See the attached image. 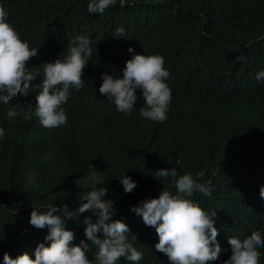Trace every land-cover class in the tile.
I'll return each mask as SVG.
<instances>
[{
  "label": "trees",
  "instance_id": "trees-1",
  "mask_svg": "<svg viewBox=\"0 0 264 264\" xmlns=\"http://www.w3.org/2000/svg\"><path fill=\"white\" fill-rule=\"evenodd\" d=\"M89 2L0 0L20 38L38 48L29 69L64 61L69 47L77 46L75 36L88 38L92 49L84 87L71 89L63 105L65 125L45 128L34 114L42 68L29 95L0 102V127L6 131L0 139V264L4 253L14 259L27 251L34 259L40 243L49 246L48 230L30 224L33 210L44 213L49 206L68 204L75 211L81 203L77 194L93 188L108 189L105 199L113 202V219L127 223L128 242L144 254L139 264H170L155 249V228L130 210L159 198L164 189L176 194L171 178H153L164 168H175L178 176L207 170L200 182L211 188V197L196 192L191 199L209 214L216 212L223 251L213 264H222L232 254L229 237L243 240L257 230L264 235L259 195L264 186V80L255 79L264 71V0H125L124 5L117 0L102 15L89 14ZM121 26L124 35L114 36ZM135 54L164 57L172 101L163 123L139 115V90L131 115L119 113L99 92L103 74L122 76ZM11 107L25 111L10 120ZM123 175L137 183L132 193H125ZM88 216L95 221V212L66 221L74 245L87 242L82 222ZM88 243V257L94 260L97 248ZM258 251L264 264V247ZM119 264L133 262L121 258Z\"/></svg>",
  "mask_w": 264,
  "mask_h": 264
},
{
  "label": "clouds",
  "instance_id": "clouds-1",
  "mask_svg": "<svg viewBox=\"0 0 264 264\" xmlns=\"http://www.w3.org/2000/svg\"><path fill=\"white\" fill-rule=\"evenodd\" d=\"M116 3L117 0H90L87 12L102 15ZM124 3L125 0H120L121 5ZM124 33L121 26L115 30L114 36H123ZM72 44L77 46L69 47V55L64 61L57 59L39 68L29 69L26 65L37 56L38 48L30 47L27 41L20 38L14 25L8 22L5 8L0 5V102L7 105L18 94L29 95V89L33 88L32 82L41 76L42 68L43 80L37 86L41 91L35 97L34 114L45 128L54 129L65 125L68 118L63 105L67 104L71 89L79 91L84 87L82 77L92 55L88 38L75 36ZM128 51L132 53L133 49L129 48ZM238 59L246 60V57ZM164 64V57L159 54H135L126 62L122 76L103 74L99 92L114 102L119 113L131 115L139 98V90L143 99L139 115L163 123L168 119L172 101L171 88L166 83L170 73ZM255 79L264 80V71L257 73ZM20 111L25 110L11 107L7 116L11 120ZM26 118L32 119V115L27 113ZM5 136V129L0 127V139ZM92 168L93 174H96ZM206 171L201 170L195 175L187 172L178 176L175 168L156 170L153 178L158 181L171 178L177 189L176 194L164 189L159 198L145 199L130 209L136 216L142 217L145 226L155 228L159 238L155 249L165 254L170 264H213L223 251L217 241L219 233L214 226L216 212L209 214L191 199L196 192L211 197V188L200 182ZM119 180L125 193H132L137 187L131 177L123 175ZM107 192V188H93L86 194L78 193L77 200L81 203L75 211H69L68 204H63L62 208L49 206L44 213L33 210L30 224L35 229L48 230L44 239L50 242L49 246L40 243L35 248L34 259L27 251L14 259L4 253L3 264H119L121 258L139 264L144 254L128 242L126 234L130 229L127 223L113 219L116 213H113V202L105 199ZM259 195L264 199V186L260 187ZM57 212L61 215H54ZM85 212H95L96 219L93 221L91 216L84 218L82 223L85 225L87 242L81 240L78 245H74L75 234L66 230V221L78 220ZM99 234H102V238ZM88 242L97 248L94 260L88 257L91 250ZM228 243L232 254L222 264H259L261 253L258 249L264 247L261 231H253L243 240L229 237Z\"/></svg>",
  "mask_w": 264,
  "mask_h": 264
}]
</instances>
